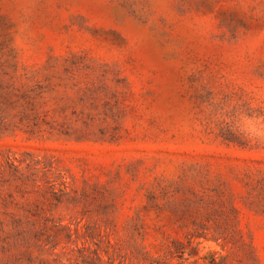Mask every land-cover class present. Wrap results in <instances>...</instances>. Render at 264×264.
Here are the masks:
<instances>
[{
	"label": "rangeland",
	"instance_id": "obj_1",
	"mask_svg": "<svg viewBox=\"0 0 264 264\" xmlns=\"http://www.w3.org/2000/svg\"><path fill=\"white\" fill-rule=\"evenodd\" d=\"M0 264H264V0H0Z\"/></svg>",
	"mask_w": 264,
	"mask_h": 264
}]
</instances>
